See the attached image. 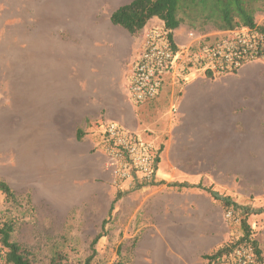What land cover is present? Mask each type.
Instances as JSON below:
<instances>
[{"label":"crops","instance_id":"0c3cea01","mask_svg":"<svg viewBox=\"0 0 264 264\" xmlns=\"http://www.w3.org/2000/svg\"><path fill=\"white\" fill-rule=\"evenodd\" d=\"M131 1L0 0V173L30 163L64 194L104 187V220L114 177L94 124L116 121L160 147L157 182L170 185L142 194L130 264H207L242 234L225 223L223 198L248 210L264 264V63L216 78L186 70L178 93L166 79L154 99L133 105L132 62L146 30L163 24L152 17L135 34L113 24ZM189 32L171 31L178 50L194 41ZM165 99L166 119L157 107Z\"/></svg>","mask_w":264,"mask_h":264},{"label":"rangeland","instance_id":"374dc122","mask_svg":"<svg viewBox=\"0 0 264 264\" xmlns=\"http://www.w3.org/2000/svg\"><path fill=\"white\" fill-rule=\"evenodd\" d=\"M254 21L258 26L264 25L263 10L255 13ZM180 25L193 31L200 40L193 41L188 46L190 50L188 56L180 60L163 81L164 85L165 80L168 79L169 88H175L176 93L183 82L184 71L203 74L195 69L197 65L193 55L197 46L202 42H213L219 39L223 32L210 23L202 24L199 21H196L193 27L188 20ZM169 106L170 102L167 99L157 103L160 117L167 118ZM138 133L144 134L141 131ZM158 148L161 152L160 147ZM12 166H19V171L9 168L8 173H0V180L6 182L14 194L13 201H6L0 193V223L7 219L14 221L12 238L28 249L31 264H53V259L83 264L90 254V242L101 228L108 198L104 187L93 191L100 196L91 193L92 191L88 188L78 187L67 189L68 193L64 194V189L56 184L60 181L50 179L48 172L32 173L30 163ZM3 176H7L9 182ZM231 181L237 182L233 179ZM164 185V182H155L149 187L124 190H118L115 185L112 186L111 194L115 195L117 191H120L122 200L114 219L109 220L105 225V236L95 244V254L90 264L115 262L130 264V253L135 246V235H137L140 221L142 194ZM169 186L165 185V187ZM136 211L137 216L133 218ZM237 213L240 219L249 214L247 209L240 207H237ZM228 226L234 232H242L240 224ZM0 264L3 263L0 262Z\"/></svg>","mask_w":264,"mask_h":264},{"label":"built area","instance_id":"2783aa9c","mask_svg":"<svg viewBox=\"0 0 264 264\" xmlns=\"http://www.w3.org/2000/svg\"><path fill=\"white\" fill-rule=\"evenodd\" d=\"M167 34L163 25H153L145 32L127 79V99L133 105L154 99L165 76L188 56L190 50H174ZM189 36L200 40L193 32ZM193 56L195 69L211 78L237 73L247 63H264V32L248 27L223 31L219 39L200 43ZM94 125L118 190L145 188L157 182L160 151L151 139L113 120H100ZM223 216L228 225L240 224L239 214L232 209L225 210ZM259 257L250 242H243L224 253L218 263L260 264Z\"/></svg>","mask_w":264,"mask_h":264},{"label":"trees","instance_id":"16d2710c","mask_svg":"<svg viewBox=\"0 0 264 264\" xmlns=\"http://www.w3.org/2000/svg\"><path fill=\"white\" fill-rule=\"evenodd\" d=\"M259 10L264 11V0H132L129 4L120 6L112 12L110 20L113 24L126 29L130 34H135L149 19L156 17L168 30V39L172 42L174 50H177L172 41L171 31L185 20H188L191 27L196 21H199L202 24L210 23L220 31L248 27L264 32V25L258 26L254 21V15ZM0 193L3 194L6 201L14 200L11 188L2 180H0ZM120 197L121 193L117 191L108 210L107 218L102 220L99 233L90 242V254L85 258L83 264H90L95 254V244L105 235V225L109 220H112L113 204ZM221 204L224 211L232 209L237 214V206L234 202L223 198ZM14 227V221L11 219L0 223V262L3 264H31L28 249L12 238ZM240 227L242 229L241 236L231 239L227 244L207 255L205 257L207 264H219L218 261L224 253L243 242H250L260 255L254 240L251 239L252 231L247 223V217H241ZM259 261L262 264L261 256ZM53 264L72 263L53 259ZM113 264L122 263L115 262Z\"/></svg>","mask_w":264,"mask_h":264}]
</instances>
